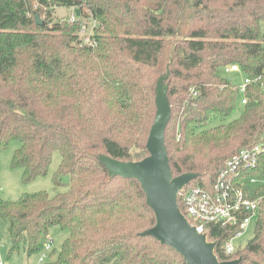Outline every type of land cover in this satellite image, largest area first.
<instances>
[{
  "label": "trees",
  "instance_id": "16d2710c",
  "mask_svg": "<svg viewBox=\"0 0 264 264\" xmlns=\"http://www.w3.org/2000/svg\"><path fill=\"white\" fill-rule=\"evenodd\" d=\"M59 6L73 8L74 19L55 18ZM89 19L92 32L82 33ZM262 21L264 0H0V152L19 142L12 165L30 181L46 175L58 151L53 183L65 187L0 199L7 256L41 251L58 226L68 235L45 264H186L171 246L141 235L155 217L139 182L110 175L98 158L148 155L156 80L167 73L164 139L173 175L197 173L186 189L211 190L227 160L258 147L256 164L233 179L258 178L248 185L260 198L252 238L227 254L223 245L238 226L204 231L218 260L264 264ZM231 64L251 80L246 103L236 119L204 128L236 107L238 84L223 72ZM178 205L186 213L180 198Z\"/></svg>",
  "mask_w": 264,
  "mask_h": 264
},
{
  "label": "water",
  "instance_id": "95a60500",
  "mask_svg": "<svg viewBox=\"0 0 264 264\" xmlns=\"http://www.w3.org/2000/svg\"><path fill=\"white\" fill-rule=\"evenodd\" d=\"M35 19L38 24H42L39 15ZM166 78L167 73H164L156 80V111L146 141L148 155L140 160L126 161L107 154H99L98 158L110 175L134 178L139 182L146 203L155 217V223L141 232V235H151L160 243L171 246L186 264H238L240 258L218 260L214 252L215 241H209L205 233L198 232L179 208V191L197 173L185 172L174 176L169 165L164 139L165 127L171 114Z\"/></svg>",
  "mask_w": 264,
  "mask_h": 264
},
{
  "label": "built area",
  "instance_id": "2783aa9c",
  "mask_svg": "<svg viewBox=\"0 0 264 264\" xmlns=\"http://www.w3.org/2000/svg\"><path fill=\"white\" fill-rule=\"evenodd\" d=\"M73 19L74 17L71 16V21ZM86 27V23L82 24L81 31L84 32ZM236 71H239V66L236 64L227 65L223 68L225 74ZM250 81L249 78L244 77L238 84L237 89L242 96L246 90V85ZM241 102L246 103L245 96H243ZM258 151V147L244 149L227 160L226 168L217 175L211 190L202 189L199 186L188 189L183 187L178 194L186 213L181 212L198 232L205 233L204 228L209 224H219L223 227L238 226L234 236L225 241L223 245V249L227 254H231L236 250L231 240L241 235L251 219L256 218L257 215L260 198L251 197L248 185L253 186L258 183V178L251 176L245 182L241 179L238 185L233 183V179L243 169L256 164ZM49 241L44 246L45 252L51 250ZM44 256L45 254L40 257V261L43 260ZM0 264L4 263L0 260Z\"/></svg>",
  "mask_w": 264,
  "mask_h": 264
},
{
  "label": "rangeland",
  "instance_id": "374dc122",
  "mask_svg": "<svg viewBox=\"0 0 264 264\" xmlns=\"http://www.w3.org/2000/svg\"><path fill=\"white\" fill-rule=\"evenodd\" d=\"M53 10L55 13L54 17L59 19H64L66 17H70L72 14H75L74 9L65 6L56 7V9ZM92 23L91 19L87 20V27L84 32H81L86 34L91 33ZM260 27L264 32V21L260 23ZM230 75L234 77V81L237 84H239L244 77L240 72H232ZM242 107L243 104H241V95H239L236 107L230 115L223 119L213 117L204 128L211 127L219 123H228L229 121L236 119L239 116ZM17 147H19V142L13 141L6 149L0 152V199L13 201L24 193L45 191L48 194L53 195L57 191L65 190V187L55 188L53 183V176L57 172L61 161L58 151L53 152L51 163L46 175H40L30 181H24L22 179V169L12 165V156ZM62 179L66 180L67 177H63ZM261 181L264 184V174L261 176ZM255 225L256 218L254 217L251 219L246 229L243 230L242 234L231 240L235 249L243 248L244 245L252 238ZM67 235V231L61 230L58 226H52L48 232V240L50 239L49 242L51 250L56 253ZM8 249L9 238L7 234V223L0 218V260L4 264H45L48 260H50V251L45 252L44 249L31 255H27L23 249H20L18 252H14L10 256H7ZM44 254L45 256L43 257V260L40 261V257Z\"/></svg>",
  "mask_w": 264,
  "mask_h": 264
},
{
  "label": "crops",
  "instance_id": "0c3cea01",
  "mask_svg": "<svg viewBox=\"0 0 264 264\" xmlns=\"http://www.w3.org/2000/svg\"><path fill=\"white\" fill-rule=\"evenodd\" d=\"M73 9V8H72Z\"/></svg>",
  "mask_w": 264,
  "mask_h": 264
}]
</instances>
